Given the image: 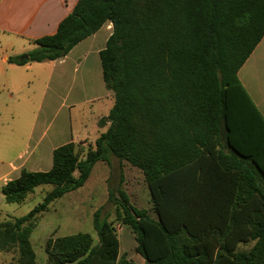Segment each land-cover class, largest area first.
I'll use <instances>...</instances> for the list:
<instances>
[{
  "label": "trees",
  "instance_id": "trees-1",
  "mask_svg": "<svg viewBox=\"0 0 264 264\" xmlns=\"http://www.w3.org/2000/svg\"><path fill=\"white\" fill-rule=\"evenodd\" d=\"M105 23L99 60L114 103L98 126H108L83 158L80 143H67L48 171L21 169L0 187L5 203L20 204L52 186L0 224V251L36 264L29 236L40 215L116 158L141 172L149 210L109 192L113 219L102 207L93 213L96 241L48 238V264H122L115 223L145 264H264V119L237 77L264 36V0H78L53 35L32 41L27 60L9 62L61 59Z\"/></svg>",
  "mask_w": 264,
  "mask_h": 264
},
{
  "label": "crops",
  "instance_id": "crops-1",
  "mask_svg": "<svg viewBox=\"0 0 264 264\" xmlns=\"http://www.w3.org/2000/svg\"><path fill=\"white\" fill-rule=\"evenodd\" d=\"M77 2L0 0V187L16 178L21 169L48 171L54 149L67 143L88 148L108 126H98L114 103L113 93L102 79L99 52L111 34L110 23L79 42L61 59L23 65L9 62L11 58L24 60L22 57L35 48L32 41L53 35ZM237 77L264 119V36ZM113 160L120 164L116 158L105 164L109 166ZM121 163L123 168L128 166L141 174L128 163ZM76 214L72 218L80 219ZM127 237H117L118 260L122 264H145L135 250L134 235ZM93 239L96 241V237ZM123 245H130L129 253L122 250Z\"/></svg>",
  "mask_w": 264,
  "mask_h": 264
},
{
  "label": "rangeland",
  "instance_id": "rangeland-1",
  "mask_svg": "<svg viewBox=\"0 0 264 264\" xmlns=\"http://www.w3.org/2000/svg\"><path fill=\"white\" fill-rule=\"evenodd\" d=\"M53 130L54 128L50 130L49 134ZM94 136L92 135V138ZM81 149L83 151L81 157L83 158L87 147H81ZM4 162H7V160H4ZM116 163L118 164L115 160L109 166L103 162L96 163L81 188L55 200L51 203L48 211L40 215L29 236V242L36 257V264H48L44 245L45 240L49 237L58 238L76 233H87L95 238L96 234L92 227L93 213L102 207L104 213L108 211L111 213L109 220L113 219V208H111L110 203L108 204L109 192H112L118 198V191L122 190L135 207L149 210V195L142 175L134 173L128 166L123 168L121 162H119V166ZM123 164H126V162H123ZM3 165L5 164L2 163L1 167ZM76 175L74 173V176ZM50 189H52V186L49 185L36 187L20 204H7L0 194V224L12 222L15 218L25 216L42 202L44 195ZM74 213L80 215L79 219V215L76 214L79 220L72 218V215H75ZM119 226L122 228V225L115 223L114 229ZM115 233H117L119 239H122L124 235L128 239L127 235H131L129 229L125 227L120 231L115 230ZM121 248L122 250L123 248L126 249L128 253L130 251V245L126 247L123 245ZM16 257L15 250L0 251V264H15Z\"/></svg>",
  "mask_w": 264,
  "mask_h": 264
},
{
  "label": "water",
  "instance_id": "water-1",
  "mask_svg": "<svg viewBox=\"0 0 264 264\" xmlns=\"http://www.w3.org/2000/svg\"><path fill=\"white\" fill-rule=\"evenodd\" d=\"M22 58H23L24 60H27V59H28L27 55H24Z\"/></svg>",
  "mask_w": 264,
  "mask_h": 264
},
{
  "label": "built area",
  "instance_id": "built-area-1",
  "mask_svg": "<svg viewBox=\"0 0 264 264\" xmlns=\"http://www.w3.org/2000/svg\"><path fill=\"white\" fill-rule=\"evenodd\" d=\"M115 230L120 231L121 230L120 226L118 228L116 227Z\"/></svg>",
  "mask_w": 264,
  "mask_h": 264
}]
</instances>
